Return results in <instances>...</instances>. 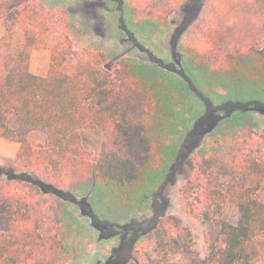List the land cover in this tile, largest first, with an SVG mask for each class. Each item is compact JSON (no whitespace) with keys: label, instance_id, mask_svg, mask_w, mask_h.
<instances>
[{"label":"trees","instance_id":"obj_1","mask_svg":"<svg viewBox=\"0 0 264 264\" xmlns=\"http://www.w3.org/2000/svg\"><path fill=\"white\" fill-rule=\"evenodd\" d=\"M136 1L127 4L140 19L167 26L175 4L185 0ZM60 14L58 23L69 25L66 12ZM5 26L23 30L26 41L0 63V136L19 143L10 165H0V264H66L68 225L63 202L51 204V186L75 192L109 187L128 198L161 162L164 93L158 81L138 76L128 59L76 51L68 30H57L37 1L9 13ZM50 35L58 42L47 74L37 75L31 56ZM190 38L187 55L200 68L237 80H264V0H206ZM232 104L208 108L226 114L214 121L181 190L182 209L206 225L207 254L195 250L192 231L177 215L157 213L146 232L123 237L100 264L264 259V149L255 137L253 103L237 105L244 108L242 122ZM12 115L19 116L16 126L9 124ZM87 128L101 133L97 158L83 144ZM35 135L40 140L32 141Z\"/></svg>","mask_w":264,"mask_h":264},{"label":"rangeland","instance_id":"obj_2","mask_svg":"<svg viewBox=\"0 0 264 264\" xmlns=\"http://www.w3.org/2000/svg\"><path fill=\"white\" fill-rule=\"evenodd\" d=\"M28 1L45 6L57 30H68L76 51L100 50L111 61L130 60L134 72L144 81H158L165 97V120H161L159 127L161 162L128 198L109 187L89 185L75 192L51 186L54 192L51 204L63 202L68 225L63 234L71 252L66 264L106 262L123 237L146 232L157 213L177 215L192 231L195 250L205 256L206 225L201 218L186 213L181 205L186 170L194 168L193 158L202 149L214 121L219 114H226L225 110L208 113L210 106L233 103L235 119L242 122L244 108L237 105L253 103L249 108L254 110L251 114L255 137L264 149V80L249 82L213 74L189 59L192 29L204 13L206 0L175 4L167 26L147 17L140 19L127 0H0V63L26 41L23 30H7L5 18ZM144 1L137 0L136 4ZM62 11L66 12L69 25L58 23ZM57 42L56 36L50 35L44 48L33 51L30 60L33 73L47 74ZM18 121V115L9 118L11 126ZM37 140L40 136H32V141ZM10 141L0 136V165H10L14 156ZM82 141L97 158L101 133L96 128H87L82 131ZM256 264H264V259Z\"/></svg>","mask_w":264,"mask_h":264},{"label":"crops","instance_id":"obj_3","mask_svg":"<svg viewBox=\"0 0 264 264\" xmlns=\"http://www.w3.org/2000/svg\"><path fill=\"white\" fill-rule=\"evenodd\" d=\"M9 140V139H8ZM12 141V140H11ZM10 141V143H11V147L14 149V152H13V154H11L12 156L14 155H16V153L18 152V149H19V143L18 142H15V141H12L11 142ZM17 143H18V145H17ZM13 156V157H14Z\"/></svg>","mask_w":264,"mask_h":264}]
</instances>
